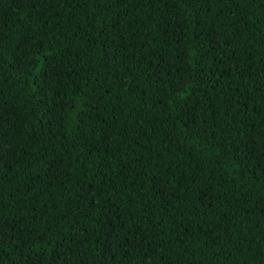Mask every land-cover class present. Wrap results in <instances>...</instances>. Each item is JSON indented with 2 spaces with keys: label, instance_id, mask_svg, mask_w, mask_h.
I'll return each instance as SVG.
<instances>
[{
  "label": "trees",
  "instance_id": "16d2710c",
  "mask_svg": "<svg viewBox=\"0 0 264 264\" xmlns=\"http://www.w3.org/2000/svg\"><path fill=\"white\" fill-rule=\"evenodd\" d=\"M0 264H264V0H0Z\"/></svg>",
  "mask_w": 264,
  "mask_h": 264
}]
</instances>
